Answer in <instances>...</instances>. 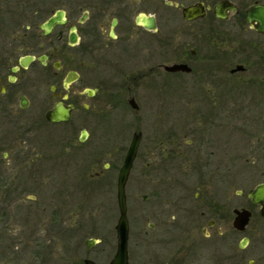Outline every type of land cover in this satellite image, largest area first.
<instances>
[{
  "label": "flooded vegetation",
  "instance_id": "flooded-vegetation-1",
  "mask_svg": "<svg viewBox=\"0 0 264 264\" xmlns=\"http://www.w3.org/2000/svg\"><path fill=\"white\" fill-rule=\"evenodd\" d=\"M36 2L32 7L28 0H0V176L13 172L5 166L8 159L28 160L23 173L44 169L37 163L42 158H36L44 148L43 124L56 130L50 128L56 135L54 146L60 135L71 142L75 135L71 121L78 105L68 94L84 72L88 79L100 78L107 84L109 90L102 91L110 99L131 95L127 102L138 112L149 101L156 79L176 78L196 96L189 104L197 114L151 119L148 135L145 128L134 131L141 137L126 184L146 135L152 162L147 161L142 168L147 172L140 174L145 192L140 194L143 214L136 220L135 239L131 231L138 207L133 211L129 201L128 208L125 184L128 264H264V27L257 29L248 14L251 6L264 5V0ZM190 6L199 7L198 15L186 18L182 12ZM178 15L197 26L175 40L171 29ZM45 87L52 100L48 108ZM98 90L95 85L77 92L93 96ZM135 92L138 98L132 95ZM141 96L146 102H139ZM59 103L70 106L68 119H47L46 113ZM116 103L123 106L120 100ZM82 106L89 108L86 103ZM61 126L66 129L58 134ZM87 136L81 128L79 141ZM66 151L71 153L69 148ZM57 163L54 159L51 167L54 220L67 213L75 191L67 186L72 173ZM121 165L115 174L117 205ZM111 167L105 164L106 170ZM162 174L166 189L159 188L157 176ZM106 175L96 172L98 181L110 184ZM80 178L79 184L86 188L89 183ZM162 189L163 198L157 193ZM8 201H0L2 218L7 212V218L11 216ZM77 204L83 218H88L85 203ZM117 208L112 229L106 221L101 251L95 258H83V264L87 259L112 264L118 245ZM25 214L29 220L27 210ZM59 220L57 237L68 233L72 238L74 229L60 226ZM92 234L95 237L85 241L90 250L101 240Z\"/></svg>",
  "mask_w": 264,
  "mask_h": 264
},
{
  "label": "rangeland",
  "instance_id": "rangeland-1",
  "mask_svg": "<svg viewBox=\"0 0 264 264\" xmlns=\"http://www.w3.org/2000/svg\"><path fill=\"white\" fill-rule=\"evenodd\" d=\"M31 1L33 3L30 5L28 0V6H37V0ZM178 18L174 17L171 29L175 40L181 39V35L186 32L196 30L197 26L195 23L183 21L180 15H178ZM83 77L82 80L76 81L70 86L71 89L68 94L76 100L78 105V109L75 111L71 121L72 126H75V135H73L71 142H65L66 137L60 135V138L57 137L58 139H56L59 142L54 146L56 135L54 136L55 133L52 134L50 128L53 131L56 130L49 125L43 124L40 142L42 141L41 144H43L44 148L43 150H38L36 158L39 156L42 158L37 163L38 166H43L44 169L42 171L39 170L37 174H31V170L23 168V173L21 168L28 164V160L16 162L13 159H8L6 161L7 164L5 166L7 168L10 167L13 172L0 176V183H5L0 186V201L4 202V204H9L8 200H10L12 212L9 218H7L9 215V212H7V219L5 216L2 218L0 213V263L83 264V258L88 256L95 258L96 254L101 251L105 241L102 239V234L106 231L105 226H108L106 221L109 220V227L112 229L115 224L114 216L118 215L115 174L122 163L132 132L145 128V134L148 135L151 127H149L147 121L150 122L151 119L160 121L169 118H191L197 114L196 111L192 112L189 104L196 96L191 93V89L176 78H172L171 81L164 80L165 77L156 79L153 82L154 86L150 96L147 95L149 101L138 112L127 102L131 95H118V99L117 97L110 99L102 91V89L104 91L109 90V87L107 84L101 83L100 78L90 80L87 78L88 73L86 72L83 73ZM95 85L99 87V90L93 96L77 92L83 87H93ZM59 90L64 92L61 87ZM44 92L45 102H47L46 107L48 108L52 102L48 87H45ZM132 95L137 98L139 96L138 93L136 95L133 93ZM140 99V103L146 102V97L141 96ZM116 100H120L123 106L121 107L120 104L116 103ZM84 103L89 105L88 110L83 108L82 104ZM81 128L88 131V136L83 142H80L78 138ZM64 129L66 128L63 126L58 128L57 131L60 132L58 134H62ZM146 137L141 142L140 155L134 163L130 182L126 184L128 208L130 209L129 201L133 211L138 207L137 213L135 212L134 214L135 219L133 220L131 238L134 237L133 231L136 229V222L143 214L142 212L140 213L138 205L140 194L145 192L141 191L143 186L140 183L143 181L140 179V174L147 172L146 170L142 171L146 162H152L151 154L148 153L147 147L149 143ZM67 148L70 149V154L67 153ZM146 150L147 152H145ZM54 159L60 163L59 167L64 170L67 167L65 171L72 173L73 178L68 180L67 186L75 189L72 194L73 199L70 198L72 202L67 205L68 211L67 213L65 212L60 220H54L55 181L51 168L53 167ZM106 163H110L114 167L106 170ZM34 166H37L36 163ZM80 171L85 172L83 176L77 175ZM99 171L108 175L110 184L105 181H98L100 176H96V172ZM162 176L163 174L157 176L161 180L159 184L161 187L159 188L166 189L167 187L163 186L165 180ZM80 177H82L83 181L86 179L89 183L86 188L83 187L84 184H79L82 181ZM164 189L157 192L160 193L158 196L163 198ZM83 193H85V199H83ZM31 195L35 197L34 200H29L33 198ZM136 195H138V200ZM81 202L85 203V207L88 210L86 212L89 216L88 218H83L85 216L81 211L82 207L79 210L76 208L78 206L77 203ZM26 210L28 211L29 220L26 218ZM33 211L38 213H33ZM134 215L131 212L130 216L132 219ZM58 220L60 226L63 225L74 229L72 238L68 237V233L66 235L62 233L60 237H57L55 227H58V224H56ZM92 233H96V236H99L101 240L95 243L94 248L90 250L86 247L85 241L88 238L95 237Z\"/></svg>",
  "mask_w": 264,
  "mask_h": 264
},
{
  "label": "water",
  "instance_id": "water-1",
  "mask_svg": "<svg viewBox=\"0 0 264 264\" xmlns=\"http://www.w3.org/2000/svg\"><path fill=\"white\" fill-rule=\"evenodd\" d=\"M199 7L190 6L183 9V15L186 18L195 17L198 15ZM249 14V21L251 24H254L257 29L261 30L264 27V5L262 4H255L251 6L248 11ZM177 66L170 67L172 69L176 68ZM134 105V104H133ZM70 116V106L66 107L63 106L61 103L56 104V106L49 110L46 113V117L52 121H61L67 120ZM141 133L133 132L128 149L125 153V157L123 163H121V168L119 170L118 179H117V200L120 216L116 225L117 230V238H118V245L117 253L115 255L112 264H128L127 261V240H128V219L126 213V193H125V184L129 175V172L132 168V163L136 156V152L138 149V145L140 142ZM88 246H91L90 244ZM3 264V263H2ZM86 264H96L90 259L86 260Z\"/></svg>",
  "mask_w": 264,
  "mask_h": 264
}]
</instances>
